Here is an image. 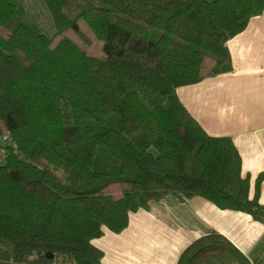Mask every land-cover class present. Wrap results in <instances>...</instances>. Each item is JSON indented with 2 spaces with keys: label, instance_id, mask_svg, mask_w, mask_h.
<instances>
[{
  "label": "trees",
  "instance_id": "16d2710c",
  "mask_svg": "<svg viewBox=\"0 0 264 264\" xmlns=\"http://www.w3.org/2000/svg\"><path fill=\"white\" fill-rule=\"evenodd\" d=\"M0 0V264H101L92 241L167 195L264 222L240 155L176 89L229 73L264 0ZM263 179L260 174L256 188ZM249 264L223 236L177 264Z\"/></svg>",
  "mask_w": 264,
  "mask_h": 264
},
{
  "label": "crops",
  "instance_id": "0c3cea01",
  "mask_svg": "<svg viewBox=\"0 0 264 264\" xmlns=\"http://www.w3.org/2000/svg\"><path fill=\"white\" fill-rule=\"evenodd\" d=\"M227 48L229 73L179 87L176 95L207 135L232 140L242 176L249 179V198L257 194L264 206V12L229 40ZM212 233L223 236L251 264L264 242V222L220 210L199 197L167 195L130 214L122 233L105 230L92 244L102 252L101 264H177L189 245ZM259 258L264 261V255Z\"/></svg>",
  "mask_w": 264,
  "mask_h": 264
},
{
  "label": "rangeland",
  "instance_id": "374dc122",
  "mask_svg": "<svg viewBox=\"0 0 264 264\" xmlns=\"http://www.w3.org/2000/svg\"><path fill=\"white\" fill-rule=\"evenodd\" d=\"M23 6L28 13V15L32 16L36 23L46 32L49 31V25L51 24L49 14L43 8L39 0H21ZM1 149V148H0ZM5 151L2 149L0 150V164L3 163L5 158ZM264 255V242L260 246L258 252L253 256L251 259V264H264L263 258L260 259V255ZM229 264H237L233 259L232 262Z\"/></svg>",
  "mask_w": 264,
  "mask_h": 264
},
{
  "label": "built area",
  "instance_id": "2783aa9c",
  "mask_svg": "<svg viewBox=\"0 0 264 264\" xmlns=\"http://www.w3.org/2000/svg\"><path fill=\"white\" fill-rule=\"evenodd\" d=\"M8 140H9L8 136L0 137V148H1L0 150L3 149V147L6 145Z\"/></svg>",
  "mask_w": 264,
  "mask_h": 264
}]
</instances>
